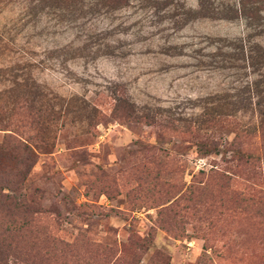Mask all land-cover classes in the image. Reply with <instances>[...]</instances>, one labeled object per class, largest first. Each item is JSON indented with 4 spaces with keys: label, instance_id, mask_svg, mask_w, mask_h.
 I'll use <instances>...</instances> for the list:
<instances>
[{
    "label": "rangeland",
    "instance_id": "rangeland-1",
    "mask_svg": "<svg viewBox=\"0 0 264 264\" xmlns=\"http://www.w3.org/2000/svg\"><path fill=\"white\" fill-rule=\"evenodd\" d=\"M132 5L109 29L92 21L85 45L75 29L47 34L48 19L0 3V119L13 98L32 97L53 144L25 178L18 154L0 148V264H264V177L227 144L237 123L257 134L258 112L246 102L224 108L228 127L196 123L208 96L239 92L231 70L197 71L191 58L164 54L171 8L156 9L148 27L150 9ZM243 32L241 21L196 18L178 35ZM71 42L86 47L71 53ZM33 82L46 97L32 96ZM213 164L228 177L200 173Z\"/></svg>",
    "mask_w": 264,
    "mask_h": 264
},
{
    "label": "trees",
    "instance_id": "trees-1",
    "mask_svg": "<svg viewBox=\"0 0 264 264\" xmlns=\"http://www.w3.org/2000/svg\"><path fill=\"white\" fill-rule=\"evenodd\" d=\"M6 0H0V3ZM16 1L23 5L22 14L26 17H34L35 23L46 18L50 21H56L52 26L47 21L44 30L47 34L53 28L75 29L76 37L78 33L84 35L82 44L93 39V34L87 36L83 33L92 30L96 18H102L109 24L108 29L113 27L114 21L118 18L117 13L125 7L131 6L135 1L144 8H148L149 14H146L141 21L144 26L154 27L158 17L156 9L171 8L172 15L167 16L169 26L164 29L162 39L165 40L164 54L170 56H187L194 61L193 66L197 71H208L212 73H221L225 70H231L228 76L233 78L235 83L230 89L239 90L236 95L225 90L222 94H214L209 97L206 105L203 106V113L200 124L219 125L228 127L233 123L228 116L231 114L223 111L225 107L239 104L250 103L254 110L258 112L257 134L250 133L249 129L241 128L238 123L237 131L232 142L227 144L232 146L231 151L235 152L238 161H245L253 167L261 169L264 177V45L259 43L256 38L264 35V0H198V9L194 10L186 5L183 0H9ZM135 5V4H134ZM133 6V5H132ZM153 12V13H152ZM206 18L213 20L236 22L241 21L244 24L243 34L235 37L196 35L189 39H182L178 34L193 19ZM84 20V22H82ZM153 22V23H152ZM126 20L122 21L125 24ZM62 25V26H59ZM67 29V30H68ZM169 30L170 33H165ZM67 32V31H66ZM83 33V34H82ZM83 37V36H82ZM88 37V39H87ZM173 40V41H172ZM78 41V40H77ZM173 43V44H172ZM86 45V44H85ZM78 47L71 42L70 52H76L86 47ZM98 45V44H97ZM99 45H102L101 43ZM76 46V47H75ZM174 52L175 54H171ZM21 57H24L22 55ZM29 66H34L30 62ZM25 68V67H24ZM21 68H19L20 70ZM18 70V71H19ZM18 74H15L14 83L20 82ZM39 86V87H38ZM33 88H37L32 96L43 99L46 97L45 86L33 82ZM33 100V104H32ZM34 104H39V112L35 111ZM44 103L38 100L24 97H15L12 99L11 106L3 109L8 115L0 119V130L5 131L4 144L8 142V147L4 144L3 153L18 154L20 173L23 178L32 170L37 163V152H47L53 148L50 138L44 136L49 122L45 120L43 111ZM10 110V113L9 111ZM45 111V110H44ZM37 131V133H34ZM257 138L260 140V146L257 148H248L245 139ZM218 151V149L216 150ZM16 157V155H15ZM219 169V170H218ZM219 165H214L208 170H200V173L206 175L219 174L221 179L228 177V174ZM249 173H252L249 170ZM10 231H20L21 227H12ZM13 237V236H12ZM11 247V244H9ZM4 253L3 250L0 254ZM3 258H0L2 261Z\"/></svg>",
    "mask_w": 264,
    "mask_h": 264
}]
</instances>
